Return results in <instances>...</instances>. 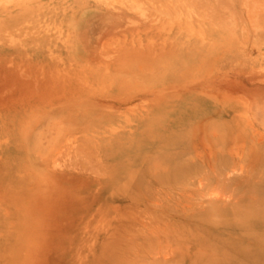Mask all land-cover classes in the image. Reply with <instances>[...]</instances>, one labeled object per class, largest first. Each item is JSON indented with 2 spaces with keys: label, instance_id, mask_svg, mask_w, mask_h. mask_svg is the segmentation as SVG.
<instances>
[{
  "label": "rangeland",
  "instance_id": "1",
  "mask_svg": "<svg viewBox=\"0 0 264 264\" xmlns=\"http://www.w3.org/2000/svg\"><path fill=\"white\" fill-rule=\"evenodd\" d=\"M130 1L0 0V264H264V0Z\"/></svg>",
  "mask_w": 264,
  "mask_h": 264
},
{
  "label": "bare ground",
  "instance_id": "2",
  "mask_svg": "<svg viewBox=\"0 0 264 264\" xmlns=\"http://www.w3.org/2000/svg\"><path fill=\"white\" fill-rule=\"evenodd\" d=\"M98 1H99V0H98ZM108 1H109V0H108ZM129 1H130V0H129ZM168 1H169V0H168ZM168 1H167V3H168ZM3 2H4V1H3ZM17 2H18V1H17ZM111 2H112V1H111ZM117 2H118V1H117ZM130 2H131V1H130ZM1 3H2V2H1ZM105 3H106V2H105ZM174 3H175V2H174ZM108 4H109V3H108ZM124 4H125V3H124ZM168 4L170 5L171 2H169ZM128 5H129V4H128ZM176 5H177V4H176ZM134 6H135V5H134ZM173 6H175V4H174ZM159 7H160V6H159ZM107 8H108V7H107ZM141 8H142V7H141ZM160 8H161V11H162V7H160ZM163 8L166 9L164 6H163ZM143 9H144V8H143ZM164 9H163V10H164ZM4 11H6V10H4ZM131 11H132V10H131ZM163 12H165V11H163ZM167 12H169V11H167ZM3 13H4V12H1V14H3ZM137 13H139V12L137 11ZM160 13H161V12H160ZM162 14H163V13H162ZM164 14H166V13H164ZM167 14H168V13H167ZM259 14H260V13H259ZM145 19H146V18H145ZM147 19H148V18H147ZM147 19H146V20H147ZM178 20H179V19H178ZM189 21H190V20H189ZM144 22H145V21H144ZM155 22H156V21H155ZM156 24H157V23H156ZM119 26H120V25H119ZM120 27H121V26H120ZM136 28H137V26H136ZM162 30H163V29H162ZM139 44H140V43H139ZM140 45H141V44H140ZM131 50H132V49H131ZM113 55H114V54H113ZM113 55H112V56H113ZM112 56H111V57H112ZM141 68H142V67H141ZM141 68H140V69H141ZM94 96H95V95H94ZM110 100H111V99H110ZM120 102H121V101H120ZM124 102H125V101H124ZM142 102H143V101H142ZM126 103H127V102H126ZM139 103H140V102H139ZM142 104H143V103H142ZM142 104H141V105H142ZM112 105H113V104H112ZM121 105H122V104H121ZM129 107H130V106H129ZM135 107H136V106H135ZM116 108H117V107H116ZM129 109H130V108H129ZM73 126H74V125H73ZM260 133H261V132H260ZM69 142H70V141H69ZM233 170H234V169H233ZM217 171H219V170H217ZM200 184H201V182H200ZM214 194H215V193H214Z\"/></svg>",
  "mask_w": 264,
  "mask_h": 264
}]
</instances>
